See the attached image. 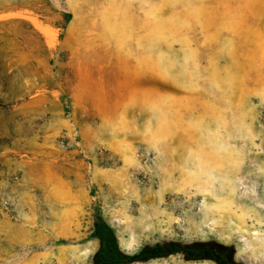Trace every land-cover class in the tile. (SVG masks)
Here are the masks:
<instances>
[{
	"label": "rangeland",
	"instance_id": "rangeland-1",
	"mask_svg": "<svg viewBox=\"0 0 264 264\" xmlns=\"http://www.w3.org/2000/svg\"><path fill=\"white\" fill-rule=\"evenodd\" d=\"M98 219L264 264V0H0V264H92Z\"/></svg>",
	"mask_w": 264,
	"mask_h": 264
},
{
	"label": "trees",
	"instance_id": "trees-1",
	"mask_svg": "<svg viewBox=\"0 0 264 264\" xmlns=\"http://www.w3.org/2000/svg\"><path fill=\"white\" fill-rule=\"evenodd\" d=\"M93 236L99 241V247L93 256L92 264H134L171 255H181L186 261L241 264L234 261V252L231 249L212 242L157 243L144 246L135 254H125L119 248L115 232L102 219L94 222Z\"/></svg>",
	"mask_w": 264,
	"mask_h": 264
}]
</instances>
